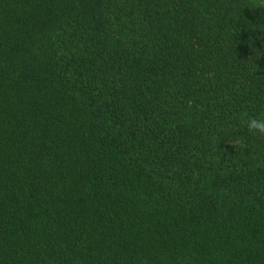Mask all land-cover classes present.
<instances>
[{
	"label": "trees",
	"instance_id": "16d2710c",
	"mask_svg": "<svg viewBox=\"0 0 264 264\" xmlns=\"http://www.w3.org/2000/svg\"><path fill=\"white\" fill-rule=\"evenodd\" d=\"M245 111L264 0H0V264H264Z\"/></svg>",
	"mask_w": 264,
	"mask_h": 264
},
{
	"label": "clouds",
	"instance_id": "9594fccd",
	"mask_svg": "<svg viewBox=\"0 0 264 264\" xmlns=\"http://www.w3.org/2000/svg\"><path fill=\"white\" fill-rule=\"evenodd\" d=\"M242 123L246 126L249 133L264 136V114L260 116L249 115L246 111L241 113Z\"/></svg>",
	"mask_w": 264,
	"mask_h": 264
},
{
	"label": "rangeland",
	"instance_id": "374dc122",
	"mask_svg": "<svg viewBox=\"0 0 264 264\" xmlns=\"http://www.w3.org/2000/svg\"><path fill=\"white\" fill-rule=\"evenodd\" d=\"M256 1V0H255ZM257 3V2H256ZM257 4H259V3H257ZM260 5V4H259Z\"/></svg>",
	"mask_w": 264,
	"mask_h": 264
}]
</instances>
